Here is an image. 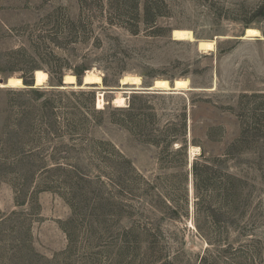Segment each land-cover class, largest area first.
Segmentation results:
<instances>
[{
  "label": "rangeland",
  "instance_id": "1",
  "mask_svg": "<svg viewBox=\"0 0 264 264\" xmlns=\"http://www.w3.org/2000/svg\"><path fill=\"white\" fill-rule=\"evenodd\" d=\"M108 1L0 0V77L29 74L10 59L19 48L40 66L32 76L47 73L34 88L46 91L40 96L0 87V264H264V0H161L166 30L158 34L147 26L132 34L136 22ZM247 27L262 36L242 38ZM176 28L194 38H174ZM211 39L213 50H198L196 40ZM77 68L100 74L104 88L51 87ZM126 74L143 87L188 79L191 90L134 100V119L147 117L149 130L179 128L185 113L184 168L172 153L180 142L166 150L128 129L131 85L111 89ZM118 92L123 106L113 103ZM45 98L56 106L52 120L36 111ZM92 105L103 112L87 115ZM35 112L54 120L49 140L36 136ZM66 118L83 122L69 131ZM202 152L218 159L211 167L220 192L202 189L196 215L191 163ZM227 175L242 180L238 206L226 196ZM169 194L174 201L164 200Z\"/></svg>",
  "mask_w": 264,
  "mask_h": 264
},
{
  "label": "trees",
  "instance_id": "2",
  "mask_svg": "<svg viewBox=\"0 0 264 264\" xmlns=\"http://www.w3.org/2000/svg\"><path fill=\"white\" fill-rule=\"evenodd\" d=\"M111 1H118L117 5L114 4V6L111 4ZM109 9L111 8L112 11L116 13V15L120 19H129L132 18L136 23H135V28H128V30L132 34H138L139 29L141 26H147L149 27L150 33L153 34H158L161 33L162 31L166 30L164 29L163 26L158 24V20L161 16L165 15L164 13V4L162 3L161 0H109ZM123 21V20H120ZM121 23V22H118ZM24 48H19L17 50H14L12 55H10V59L14 63H21L27 65L26 68L29 71V74L26 76H22L23 82L26 85L31 84L32 82V70L35 68H39L40 66L34 64V55L32 53H29L28 51ZM32 52L36 55H38L37 50L34 48ZM83 71L84 68H77L74 71V74L77 78L78 83L81 82V78L83 76ZM56 80L58 83L61 82L60 75L56 77ZM104 81H106V78H104ZM31 92L37 94L38 96L42 95L45 90L41 89H34L31 88ZM73 95H81L86 93V91L83 90H78V91H71ZM92 98H94L93 92H88ZM144 93H133L132 96L130 97V102L127 107L128 109V114L130 116L129 122L132 121L134 124L131 125L132 128L130 131H134V129H138L141 135L145 137V141L150 142L152 144H162L164 148L167 150L168 146H172L174 142H180V145L176 148V150H172L173 154H181L183 158L181 159V165L183 168L186 166L187 163V155H186V143L185 140L180 139L178 136V132L184 134L186 130V124H185V113L180 114V118L182 119L181 125L179 128L175 127V124H170L164 127L163 129H147L146 124H147V117H142L141 115L140 118L136 117V120L134 119V115L137 114L136 108H135V102L134 100L137 97H142ZM243 95V94H242ZM245 96V95H244ZM39 108L36 109L38 112L39 110L43 111L44 114V109L48 112V115H51L53 117H50V120L54 118V110L56 106L51 102L50 99H46L41 101L40 103L37 104ZM89 111L85 112L87 115H94L95 113H102V110L95 109L93 105L91 108H88ZM36 113V112H35ZM43 114L42 113H36L37 119H35V132L36 136H39V134H42L43 137L39 136L40 138H45V139H50L51 137L54 136V120L46 122L43 120ZM35 115V116H36ZM85 119H87L85 117ZM83 122V119H79L78 122L74 120L73 118H66V123L64 125L65 129H68L69 131H76L78 130V123ZM38 124V126H37ZM15 129V128H14ZM60 135H63L62 132ZM119 156L123 160H125V163H129L128 165V170L127 172H137L134 167L124 158L122 154L119 153ZM217 158H208L204 155V153H200L199 157L195 158L192 160L191 163V172H192V178H193V190L194 194L196 195L197 200L194 202L195 205V213L197 215L198 207L200 205L201 201V195L199 193L201 192L202 189H207V191H213L216 190L217 194L220 192V186L217 184V182L214 180L215 174H218V169L211 167V164H214L215 161H218ZM110 160V159H108ZM108 160H106V165L109 166ZM182 173V183H183V196H184V201L188 202V190H187V185L186 182L188 180V173L187 170L181 171ZM139 178H141L143 181L144 179L142 178L141 175H138ZM228 178V192L226 194L227 198L229 199V203L231 206H238L240 201H241V182L242 180L235 176V175H227ZM78 186V185H77ZM111 190L108 189V193H110ZM210 196H213L212 193H210ZM164 200L167 202L174 201V198L169 194L165 195ZM197 227L199 229L200 226L197 224Z\"/></svg>",
  "mask_w": 264,
  "mask_h": 264
},
{
  "label": "bare ground",
  "instance_id": "3",
  "mask_svg": "<svg viewBox=\"0 0 264 264\" xmlns=\"http://www.w3.org/2000/svg\"><path fill=\"white\" fill-rule=\"evenodd\" d=\"M173 36L174 38L181 39V40H192L194 38L193 33L189 29H183V28H176L173 29ZM257 36H262V33L258 28L255 27H247L245 30V34L243 37L246 38H252V37H257ZM200 49L203 51L207 50H213L214 49V39L211 40H200ZM97 71V70H96ZM84 80H85V85H92L96 84L98 85V88L103 87L102 86V77L100 74L96 73L95 71H87L86 73L83 74ZM36 79H37V86H41L46 83L47 81V73L41 69L36 70ZM64 80L67 85H71L70 87L73 86V83L75 81V77L73 74L66 73L64 75ZM175 81L176 87L178 89H183L187 88L189 81L187 78H177ZM140 77L134 74H126L121 77L120 79V84L122 85V88H125L124 85H131L132 86H139L140 85ZM168 80L165 78H158L154 81V86L157 87L158 89L164 90L163 92H166L165 90L168 89L169 84ZM0 83V87H2ZM8 87H21L22 86V80L18 76H10L9 82H8ZM95 86V85H94ZM65 87V86H63ZM74 87V86H73ZM104 88V87H103ZM129 88V87H126ZM128 90H125L124 93H127ZM128 94V93H127ZM124 95V94H123ZM103 92L98 91L97 94V100H96V107L97 108H102L104 103V97H103ZM125 100L126 97L122 96L119 92L117 93L116 97L113 99V103L116 106H123L125 105Z\"/></svg>",
  "mask_w": 264,
  "mask_h": 264
},
{
  "label": "water",
  "instance_id": "4",
  "mask_svg": "<svg viewBox=\"0 0 264 264\" xmlns=\"http://www.w3.org/2000/svg\"><path fill=\"white\" fill-rule=\"evenodd\" d=\"M245 30H246V29H245ZM172 36H173V31H172ZM243 36H244V35H242L241 37H242V38H246V37H243ZM173 37H174V36H173ZM196 42H197V48H198V50H199V51H202V50L200 49V40H196ZM216 44H217V40H214V48H215ZM73 76L75 77V81H74V83H73L74 88H80V89H83V88H86V87L90 86V85L83 86V85H85V84H84V83H85V80H84V77H83V76H82V78H81V82H80V83H78L76 76H75V75H73ZM9 78H10V77H7V78L0 77V83H1L2 85H4V86H2V87H8L7 85H8V82H9ZM20 78H21V77H20ZM21 80H22V86H21V87H23V88H37V87H41V86L44 85V84H43V85H41V86H37L36 70H34V72H33L32 82H31V84L26 85V84H24L22 78H21ZM168 82H169V83H168V84H169V87H168V89L165 90L166 92H163V93L179 94V93L182 91V89H178V88L176 87L175 81H173V83H171L170 81H168ZM63 86H65V87H63ZM69 86H71V85H67V84H66V82H65V80H64V75H63V77H62V79H61V82H60V83H57V84H54V85L51 86V87H52V88H55V89H65V88H67V87H69ZM73 86H72V87H73ZM116 88L123 89L122 86L112 87L111 89H116ZM129 88H130V89H124V91H125V90H128L127 93L130 92V93H144V94H148V93H156V92H159V91H164V90H161V89H158L157 87H155L154 84H153V85H150V86H148V87H143V86H132V87H129ZM188 89L191 90V87H188ZM97 94H98V92H97Z\"/></svg>",
  "mask_w": 264,
  "mask_h": 264
}]
</instances>
